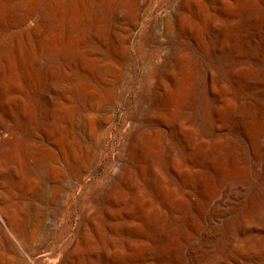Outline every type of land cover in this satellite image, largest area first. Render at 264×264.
<instances>
[{
    "label": "bare ground",
    "instance_id": "bare-ground-1",
    "mask_svg": "<svg viewBox=\"0 0 264 264\" xmlns=\"http://www.w3.org/2000/svg\"><path fill=\"white\" fill-rule=\"evenodd\" d=\"M35 1L0 0V264H264V0H216L209 53L229 46L227 61L198 70L200 0H87L97 45L73 52L67 82L48 79L67 45L54 61L43 44L31 53ZM78 2L59 32H79ZM142 26L153 57L135 56L120 112L118 72ZM32 62L43 70L26 73ZM165 129L180 159L153 161ZM83 138L122 147L74 161Z\"/></svg>",
    "mask_w": 264,
    "mask_h": 264
},
{
    "label": "rangeland",
    "instance_id": "rangeland-1",
    "mask_svg": "<svg viewBox=\"0 0 264 264\" xmlns=\"http://www.w3.org/2000/svg\"><path fill=\"white\" fill-rule=\"evenodd\" d=\"M215 1L216 0H200L201 6L203 5L200 16H202V17L204 16L207 18V20L205 22L206 25L204 24L203 26H205V28H204L205 31L207 30L208 32L200 35L201 36L200 37V43L202 45V51L200 50L199 51L200 53L197 54V59L195 62V67L197 68V70L200 66L203 67L206 64H212V65H216L220 68L221 67L223 68L226 64V61H227L225 54H228L229 49H230L229 46L227 47L228 50L225 51L227 53H223L222 55H220V54L216 55L217 59L212 58L210 53H209V48H210L209 46H210V44H213V40L215 39V35H213V33L216 34V30H217L215 28L214 23L217 22V19H219V18L221 19V15H220L219 10H218L217 1L216 2ZM108 2H109V0H100V5L103 7ZM69 4H70V0H36L35 4H34L36 17H37L36 20H37L38 25H39L38 27H40V28L38 29L36 35L30 33V38L32 40L31 53H33V56H37V55L39 56V50H37V49L41 48V46H42L41 44H43V48H44V50H46V53H47L49 59L51 61H54L58 49L61 46L67 45L66 46L67 51H68L66 53L67 57L62 59V60H58V62H57L60 69L52 70L51 75L48 76L49 80L52 79L56 82H58V81L67 82L66 80L68 79V77L64 76V73L69 70L70 56L73 55L74 51H78L80 54L83 55L90 48H92V45L93 46L97 45V43H95V41H93L92 39H89L88 35H86L87 34L86 32L88 31V29L86 28L87 19L89 18L88 9L90 8L87 0H79L78 4L76 6L77 10L78 11L83 10L84 11L83 15H85V17L80 16L77 19H75L76 21H79L78 23L80 24V28L82 29V31L79 28V32H76L73 25L69 26L68 27L69 30L67 29L63 33L61 31L59 32V30L55 28V25L57 23H59L61 21H63V22L66 21V19H67L66 17H68ZM58 5H60V8L58 11H55V12H57V13H55L53 8L58 6ZM82 8H84V9L86 8V9L84 10ZM45 14H47V15H45ZM55 14H57V15H55ZM105 16H106V14L104 13V11H102L101 20H100L101 24L99 25L101 27H104V25L106 24V17ZM52 17H54V19ZM103 17H104V19H103ZM45 18H47V19H45ZM209 20H210V23L208 22ZM104 21H105V23H104ZM212 21H214V22H212ZM142 27H144V28H139V31H138L139 39L137 41H135L134 44L132 45L131 52L129 54V57H127V60L125 61V65H124L123 69L120 70V72H118V80H119L120 86H119V90L116 92L117 93L116 99L118 100V103H119L120 112L124 111L125 108H130L131 104H132V98L129 100L124 98V95H123L124 91H122V90L125 89L124 86L128 85L133 79L137 80V78L139 76L138 72L134 68L135 56L138 54L143 59H150L153 57V53L149 47L150 44L153 42L152 32H151V30L149 31V29H150L149 27H145V26H142ZM212 27H214L215 30ZM101 30L102 29L97 31V33H96L97 36H102ZM81 32H83L81 34L82 36L80 35ZM209 33L213 36L209 35ZM60 37H61V39H60ZM210 37H211V40H210ZM43 63H44V61H43ZM40 65L41 64L36 66V64H34L32 62L31 64H29L27 66L26 73H29L32 70H35V71L37 70V72H38L39 69H40V71H42L44 66L41 67ZM198 77H199V74H198ZM198 79H200V77ZM58 90L59 89L57 86V89L55 88V90L53 91V95L56 97H58L60 94V92H58ZM120 91H122L123 93L121 92V95L118 96V94H120ZM202 97H203V95L200 97V102H202V100H203ZM123 99H124V101H123ZM129 111H130L129 117L133 116L134 113L131 110H129ZM198 114L201 115L200 110H199ZM78 142H79V145H81L80 147H82V148L80 149L79 155H77V157L75 158L76 160H74V161H115L117 156L120 153L119 150L122 147V143L119 140H109L108 143L106 144V146H102V147H100L98 145L96 146L95 141L89 140L87 138L79 139ZM83 142H85L86 144L85 143L83 144ZM171 144H175V142L173 140H170L167 137V130L165 129V130L161 131V137L157 138V140L153 141V143H151L149 146V150H151V151L155 150L158 152V155L154 156L152 158V160L153 161H155V160L169 161V160H173V159L179 160L180 155L177 156L174 154L173 159H172V157H169V155H168L169 149H167V148ZM118 146H120V148ZM180 152H182V149H180ZM80 153L82 156H80ZM113 157H115V159ZM45 207L49 209V207H51V204L45 205ZM35 220H36V218H35ZM38 225L39 226L41 225V226H40L39 230L38 231L36 230V232H35L36 237L37 236L39 237L42 234H44L46 231H48V229L53 225V222L50 220V218H47V217L40 218L38 220Z\"/></svg>",
    "mask_w": 264,
    "mask_h": 264
}]
</instances>
